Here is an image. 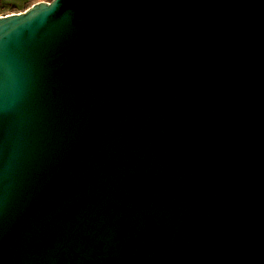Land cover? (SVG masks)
I'll return each instance as SVG.
<instances>
[{
	"label": "water",
	"instance_id": "water-1",
	"mask_svg": "<svg viewBox=\"0 0 264 264\" xmlns=\"http://www.w3.org/2000/svg\"><path fill=\"white\" fill-rule=\"evenodd\" d=\"M0 264H264V0L0 16Z\"/></svg>",
	"mask_w": 264,
	"mask_h": 264
},
{
	"label": "crops",
	"instance_id": "crops-1",
	"mask_svg": "<svg viewBox=\"0 0 264 264\" xmlns=\"http://www.w3.org/2000/svg\"><path fill=\"white\" fill-rule=\"evenodd\" d=\"M27 2L22 4V5H18V4H16V5H8L5 2H2V6H3V9H4V12L10 14V13H13V12H21V11H24L27 8H29L30 6L28 7Z\"/></svg>",
	"mask_w": 264,
	"mask_h": 264
},
{
	"label": "rangeland",
	"instance_id": "rangeland-1",
	"mask_svg": "<svg viewBox=\"0 0 264 264\" xmlns=\"http://www.w3.org/2000/svg\"><path fill=\"white\" fill-rule=\"evenodd\" d=\"M27 1H29V0H3V2H5L8 5H16V4L22 5V4L26 3ZM42 1H45V0H42ZM37 2H40V1H37ZM37 2H35V3H37Z\"/></svg>",
	"mask_w": 264,
	"mask_h": 264
},
{
	"label": "built area",
	"instance_id": "built-area-1",
	"mask_svg": "<svg viewBox=\"0 0 264 264\" xmlns=\"http://www.w3.org/2000/svg\"><path fill=\"white\" fill-rule=\"evenodd\" d=\"M2 2H3V0H0V16L9 15V13H5L4 12V9H3V6H2Z\"/></svg>",
	"mask_w": 264,
	"mask_h": 264
},
{
	"label": "trees",
	"instance_id": "trees-1",
	"mask_svg": "<svg viewBox=\"0 0 264 264\" xmlns=\"http://www.w3.org/2000/svg\"><path fill=\"white\" fill-rule=\"evenodd\" d=\"M37 1H42V0H29V1L27 2L28 7L31 6L32 4H34V3L37 2ZM45 1H52V0H45Z\"/></svg>",
	"mask_w": 264,
	"mask_h": 264
}]
</instances>
